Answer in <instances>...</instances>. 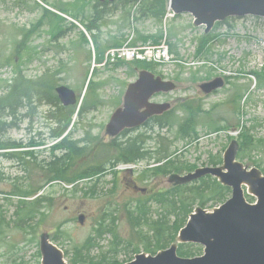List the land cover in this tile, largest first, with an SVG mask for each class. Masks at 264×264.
Returning <instances> with one entry per match:
<instances>
[{"label":"rangeland","instance_id":"374dc122","mask_svg":"<svg viewBox=\"0 0 264 264\" xmlns=\"http://www.w3.org/2000/svg\"><path fill=\"white\" fill-rule=\"evenodd\" d=\"M85 4L86 15L83 19H78L82 25L84 21H89L94 1L86 0ZM43 15V8L34 0H0V95L8 90L6 87L16 80L19 72L27 80L39 81L38 87L50 94L55 92V87L59 84L68 85L79 96L84 94L85 83L88 82L93 67L94 56L90 57L92 44L85 41L80 25L55 40L54 34L57 31L54 28L58 25L67 28L71 23L69 20L57 21L51 15L39 25ZM115 15L114 24L105 30H113L117 35L108 37L109 32L102 34L99 43L103 50L109 40L124 43L135 35V38L138 37L144 43L154 44L156 38L163 34L176 60L151 68L177 83L175 91L154 99L156 102L171 101L176 107L170 115L169 126H155L151 147L157 150L160 145L168 144L175 166L197 168L211 165L216 160L220 163L226 148L235 140L241 146L238 160L248 167L259 168L264 174V18H232L228 23L217 26L211 38L207 35L208 40H212L200 50L202 37L205 36L204 27H195L189 14L176 19L170 18L169 14V18L164 19L163 23L153 18L130 20L126 23L118 19L120 13ZM23 37L27 38L20 48ZM143 37H148V41ZM134 40L132 39V43ZM136 64H124L118 68L95 67L86 109L77 117L78 123L82 124L72 137L74 141L82 142L86 137L87 141L94 144L100 139L99 130H104L112 113L122 105L128 85L138 76L140 67ZM45 72H50L51 80L40 79ZM217 77L224 80L222 87L210 93H202L198 89L200 83ZM182 99H195V104H201L202 112L196 120L198 136L192 142L189 137L179 133L180 125L187 117V112L178 106ZM26 109L19 111L22 110L24 114ZM49 110L50 106L44 104L35 110L30 109V113L37 112L36 115L46 118ZM43 121L49 122L50 119ZM216 124L225 128L215 131L213 128ZM22 133L23 131H12L15 138H20ZM119 147L113 143H102L96 151L98 162L112 159L117 155L114 149ZM89 148L90 146L84 152L87 159ZM41 150L47 148L43 147ZM44 158L51 160L50 154L38 157L40 161ZM77 162V165L85 164L81 160ZM10 163L0 156V192L12 188L10 177L22 176L19 170L9 168ZM78 168L80 167L76 166L75 169ZM73 170L74 167L71 171ZM34 172L35 175L37 172ZM38 174L43 176V173ZM54 185L45 190L44 194L51 200L48 202L46 216L38 223L36 233L38 238L43 231H50L53 235L61 228L62 235L55 243L64 251L67 261L74 256L75 247L81 246L93 233L97 221H106L102 216L104 211L111 215L114 213L117 217L114 227L117 237L109 233L104 234L100 240L94 237L97 244L92 249H84L87 262L106 259L124 263L134 256L133 247H126L128 241L140 251L145 250L149 238L155 241L151 228L153 224L133 227L128 211L130 209L133 214L138 213V203L134 200L137 197L133 196L139 195L127 192L123 182L116 184L114 189L112 183L98 184L97 195L88 197L86 189L72 192L64 190V184ZM83 187L86 185L81 188ZM87 191L90 190L87 188ZM4 195L0 193V209L3 211L0 210V219L5 215L7 221H13L16 205L10 206ZM17 202L18 199H14V203ZM148 205L150 220H156L165 212L157 203ZM215 205L219 203L208 201L206 208L211 209ZM198 206L201 205L197 204L196 207ZM79 212L86 214L84 224L78 222ZM38 218L34 223H37ZM170 219L173 220L174 217ZM4 233L3 239H0V264H37L38 246L35 241H29V234L16 228L13 222ZM37 241L39 242V238Z\"/></svg>","mask_w":264,"mask_h":264},{"label":"water","instance_id":"95a60500","mask_svg":"<svg viewBox=\"0 0 264 264\" xmlns=\"http://www.w3.org/2000/svg\"><path fill=\"white\" fill-rule=\"evenodd\" d=\"M170 3L176 14H192L196 26L207 25L206 32L217 21L230 16L253 14L264 17V0H170ZM221 85V80L216 79L202 87L208 92ZM173 88L170 81L156 77L150 71H141L139 79L127 90L124 107L112 115L107 133L117 135L126 126L167 110L170 104H153L149 100L155 93ZM56 91L64 105L76 104L77 94L68 86L60 85ZM144 108L146 110L141 111ZM237 151L238 145L233 142L225 154L223 166L203 167L185 176L171 177L179 183H187L212 174L222 184L233 187V197L213 211L197 208L180 230L177 242L156 255L141 252L126 264H264V176L258 169L248 171L242 163L235 161ZM243 184L258 197L257 204L247 202ZM80 221L84 222L83 216ZM188 242L206 246L204 255L193 258L178 255L179 243ZM41 252L42 264H67L63 251L50 241L48 232L41 234Z\"/></svg>","mask_w":264,"mask_h":264},{"label":"trees","instance_id":"16d2710c","mask_svg":"<svg viewBox=\"0 0 264 264\" xmlns=\"http://www.w3.org/2000/svg\"><path fill=\"white\" fill-rule=\"evenodd\" d=\"M25 2V0H21ZM48 3V0H43ZM89 1V0H88ZM140 2L137 6L135 12H133L134 5ZM38 3V2H37ZM86 0H74V1H63L59 0L58 2L53 3V6L60 11L67 12L76 18L83 19L86 15ZM167 3L168 0H123L119 2H103L94 3L93 12L90 16L88 22L84 21L85 27L91 33L93 42L96 46L97 50V60L101 61L103 59L104 51L106 48L111 46H119L122 44L119 40L107 41L105 49L100 45V38L104 33L103 27L113 23L108 17L114 16L117 13H120V19L125 21L126 23L130 21L131 16H134V20L139 19H156L158 22L162 23L164 16L167 12ZM38 5H40L38 3ZM40 7L44 10L43 18L38 22V24L43 23V19L47 16H54L58 21H66L63 16L58 15L57 13L43 7ZM125 13V14H124ZM126 16V17H125ZM178 17V16H177ZM106 18V19H105ZM109 20V21H108ZM125 23V25H126ZM124 25V26H125ZM77 27L74 24L67 28H62L60 25L54 28L55 32L54 39L56 40L60 35H64L72 28ZM102 31H101V30ZM100 34V35H99ZM84 39L88 42L87 37L82 32ZM110 37V36H109ZM113 37V36H112ZM149 37H152L149 35ZM163 37V34H161ZM160 38H156L155 43L160 42ZM27 37L22 41L23 47L24 41ZM97 38V39H96ZM211 38V37H210ZM209 38L203 36L200 44V50L204 48V44L208 41H211ZM139 39V38H138ZM145 41H148V37H143ZM137 40L133 42L136 44ZM108 46V47H107ZM137 66L141 68H151L150 64H142L137 63ZM50 72H45L40 79H48ZM39 81H30L24 78L23 73L19 72L16 80L13 81L12 84L9 85V89L6 93L0 95V141H4L3 132L5 126V119L8 117H15L22 115L20 113V109L29 108V110H35L38 105H42L48 103L51 107H54V110L50 109L47 116L49 119H55L56 117L60 120V123H66V127L71 123L72 117L75 114V107H65L60 103V100L56 96L55 92L52 94L48 93L44 89L38 87ZM91 84L88 87V93L85 95L82 110L86 109V104L88 103V96L90 93ZM79 115L81 114V111ZM194 115V113H193ZM69 117V118H68ZM161 126L167 123L166 120L160 121ZM193 127L195 131V121L193 117L190 118L186 123L180 126V133L183 136H192L190 130H188V126ZM62 132H60L61 134ZM192 134V135H191ZM168 151V148L166 149ZM27 161L26 157H23V160ZM181 171L182 167L175 166L173 161L165 166H156L154 168L155 173L166 172L170 173V171ZM70 175L67 172H52V176L54 178L62 179L65 176ZM85 174H74V179H67L69 183L75 182L78 179H82ZM85 177V176H84ZM13 188L8 192H4L5 200L9 203L10 206L16 205L14 210V220L7 221L4 217L0 219V239L3 238L4 232L10 228L11 223L13 222L14 226L22 229L28 234L34 235L36 233V228L41 218L46 216V211L48 208V203L46 202L48 198L44 196L40 199H29L32 195L35 194L37 190L42 189L44 186L40 187L37 190H30L28 188H24L18 180L13 183ZM74 187V188H73ZM72 191H77L78 187L73 186ZM230 194V189L221 185L215 178L211 176L201 178L196 181V184L191 183L183 186L174 187L167 192L156 194L153 200L161 207L164 208L165 212L156 220H150L151 213L149 212V205L146 202L139 203L137 207L138 213L133 214L129 209V217L131 223L134 228L136 226H140L141 224H153L151 226L153 230V234L155 237V241L153 242L150 238L146 243L145 251L155 253L156 251L168 247L172 242L175 241L176 236L186 222L193 211L194 205L200 203L203 206L208 204V201H212L215 203L224 201L227 196ZM14 198H18L17 204L14 203ZM148 205V206H145ZM1 208V206H0ZM1 210V209H0ZM2 211V210H1ZM3 212V211H2ZM135 213V212H134ZM39 217V218H38ZM104 217L106 218L103 221L99 222V227L96 230V234L91 235L88 239L81 245L76 246L74 249V256L71 258V263L76 264L80 261H86L84 258V249H91L97 244L94 242V237L100 240L104 234H112L117 237V232L114 227L116 224L117 217L111 215L109 212L104 213ZM174 217L173 220L170 218ZM36 218H38L37 223H34ZM111 220L107 222V220ZM55 240H58V235L54 236ZM99 245V244H98ZM126 247H133L134 254L139 252L140 249L135 246L131 241H128ZM201 252V247L194 244H181L179 247V254L183 256H195ZM39 255V252H38ZM87 262V261H86ZM91 264H118V262H111L106 259H102L98 262L89 261Z\"/></svg>","mask_w":264,"mask_h":264},{"label":"flooded vegetation","instance_id":"af4514ba","mask_svg":"<svg viewBox=\"0 0 264 264\" xmlns=\"http://www.w3.org/2000/svg\"><path fill=\"white\" fill-rule=\"evenodd\" d=\"M43 119H48V117L45 118L38 115L11 117L8 121V126L5 128V141L0 143V147L8 146V149L5 152V157L12 160L13 155L21 154L38 158L40 155L43 156V154L46 153L50 154V157L52 158V160H50L51 162L48 164L50 168L57 169L55 163L62 161L63 166L61 169H72L71 163L76 158V155L74 154L76 141L72 139L75 134V129L71 133L69 132L62 141H59L58 135L59 132L64 129V124H61L57 117L55 119H50L49 122H45ZM156 120V118L149 119L141 125L126 128L115 138H109L105 135L104 130L102 131V129H100L99 131H102L101 133H98L100 139L94 144L84 138L80 147L87 148L90 146L88 150V158L90 160L88 162H92L84 165L82 172H98L97 175L90 176V178H96V180L99 181L106 180L108 178L106 173L112 172L110 178L116 179V183L123 182L127 190H134L143 193L144 195L156 190L165 191V180H161L162 184L161 181L156 182L159 177L154 175L153 171H150L151 166H153L152 163L156 161L155 151L151 147V138L154 135ZM81 124L82 123L79 122L78 125ZM12 131H23V133L20 138H15ZM107 141H113L112 143L120 146V148L114 149L117 155H115L113 159L98 162L96 151L102 143ZM43 147H47V150H41ZM59 147H63L64 151L60 154H54V150H57ZM123 147L128 148L124 149ZM120 152L122 153L121 157ZM125 152L127 154H125ZM121 160H124L125 162L131 161L134 169L132 171H115L118 162ZM19 165L25 174L29 171V167L24 163H20ZM35 167H38V165ZM144 173H147L145 178L140 176ZM25 179L31 182L33 186L37 187L40 185L39 182L42 178H40L37 173L35 175L29 173ZM52 182L53 181H50L49 183Z\"/></svg>","mask_w":264,"mask_h":264},{"label":"bare ground","instance_id":"6f19581e","mask_svg":"<svg viewBox=\"0 0 264 264\" xmlns=\"http://www.w3.org/2000/svg\"><path fill=\"white\" fill-rule=\"evenodd\" d=\"M125 14V13H124ZM126 17V16H125ZM106 19V18H105ZM101 30V29H100ZM102 31V30H101ZM100 35V34H99ZM97 39V38H96ZM205 46V45H204ZM108 47V46H107ZM91 84V83H90ZM82 117V116H81ZM69 118V117H68ZM57 121V120H56ZM193 128V127H192ZM62 129V128H61ZM59 132V131H58ZM192 135V134H191ZM85 139H86V137H85ZM59 144V143H58ZM53 152V151H52ZM46 154V153H45ZM41 159V158H40ZM196 182V181H195ZM195 182H193V183H195Z\"/></svg>","mask_w":264,"mask_h":264}]
</instances>
